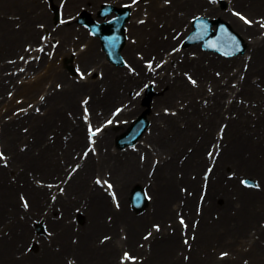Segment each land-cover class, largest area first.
I'll return each instance as SVG.
<instances>
[{"label":"bare ground","instance_id":"6f19581e","mask_svg":"<svg viewBox=\"0 0 264 264\" xmlns=\"http://www.w3.org/2000/svg\"><path fill=\"white\" fill-rule=\"evenodd\" d=\"M32 1L33 0H0V14L19 15V22L22 23L18 30H11L8 26L2 24L6 21V17L0 16V33H2V29H6L2 34V39L3 44L8 47L7 52L0 50V60L5 58V55L14 53L19 49L22 40L33 41L36 39L35 35L37 29L35 28L34 20L30 13L27 12V9L32 10V8L35 7ZM78 1H84L89 6L96 0ZM77 3L78 2H76V4ZM231 3H235L231 4V7L235 9L233 12L234 15L236 11H240L242 14L248 17L250 16L251 18H249L253 24L252 22L251 24H246L231 13L226 14L225 12H221L216 6L208 8L209 4L197 0H172L170 5L161 3V0H151L149 4L146 5L149 11V16L145 22L146 24L135 23V25L128 30V32L137 35V42L125 46L122 52V54L127 53V51L129 52V60H131L136 69L141 72L139 76L123 73V68L119 67V69L113 71L103 57L99 58L102 53L99 52L97 54L98 49H96L94 42H89L90 38L88 37L85 42L86 48L78 55L77 62L86 66H91L90 68L93 66L95 69H99V71L103 72L102 79H91L90 81V78H88L83 82L86 85L93 83L92 86H84L81 88V86H77L73 81L68 80L62 72L57 70V67L53 66L55 71L49 73L50 80L55 82L60 81L64 85L61 90H55L51 94L48 92L50 86L41 89L42 91H47V101H45L46 104L43 106L45 108L44 114L34 115L36 113H32L33 115L27 118L26 121L25 119H20L17 122L12 121L5 125H1V143L4 149L7 150L10 161L9 168L3 167L2 169V167H0V225L3 226L0 230V232H2L0 236V264H56L62 257L60 254L64 253H71L74 258H77L78 264L79 262H81V264H94L93 260L99 255H101V258L105 261L113 257L119 249L118 242H113L106 252L99 253V248L102 245L97 244L95 240L92 242L94 235L99 231L105 230L116 234L119 227L125 229L123 225H129V232L136 233L139 229L138 227L147 225L150 215L161 219L167 216L173 217L175 213L173 204H175L179 192L169 187L172 191L171 197L169 198L166 181L169 174H171V180L172 173L175 172V168L178 166L175 157L177 154L186 153L188 150L187 147H191V151L187 154L189 156L186 157L187 162H189V158L190 162L198 160L200 165L202 164L201 162L206 161L202 149H204L205 146H210V144L216 140L217 137L215 133L217 134L220 127L217 122L221 120V122L224 121L226 125L220 147H223L225 139H228V142L225 145V151L218 156L219 165L226 166L232 162L239 169L246 168L253 172L260 173L262 175L261 186L262 190H264V36L261 35L259 22L256 21L258 16L264 18V0H231ZM233 5H235V7H233ZM68 6L69 5H67L66 9ZM179 11H184V13L181 14ZM188 11H195L198 14L200 13L203 16L209 17L217 15V13L220 12V17L227 20L232 28L243 38L246 48L245 52L230 59H223L213 57L196 49V56L190 57L191 51L195 48L190 46L179 53H174L167 57L168 59L175 60L177 56L180 57L181 53L185 52V54H183V60L177 62L176 68L171 67V61L168 63L166 62L164 65V67L173 69L175 73L173 77L168 76V73H160L155 76V78H152V74L145 71L141 59L132 56L130 51L132 50L134 53L135 49H139L138 51H143L145 53L150 51L152 54H155V56L164 57L163 53L159 52V49L163 48L164 52H167L170 45L177 43V41H173L171 38L174 34L171 33V29H176L175 31L179 29L183 30L185 23L188 24L187 28L189 29V18H187ZM43 15H45V13H39L36 17H43ZM161 21L164 23V28L159 27L157 24V22ZM49 29H51V26H49ZM74 32L72 25L63 26L60 30L53 32L54 35H59L61 39L56 51L63 54L64 49L62 47L64 45H74L76 43L71 36ZM165 32H167V35L163 38L162 33ZM16 33L18 35L11 38V35ZM183 34L184 31H182L179 38H181ZM76 35H79V38L85 41L86 36L83 30L77 29ZM156 57L154 60H156ZM152 66H154V62ZM48 67L49 65L47 69ZM235 67H239L240 69L234 71L233 69ZM179 68L190 71V76L192 75L198 78V85L195 88L187 85L180 74H176ZM218 71L221 72L220 76L218 74L216 76V72ZM39 76L40 74L36 73L35 78ZM9 78L10 81L14 80L13 76H2L0 73V98L4 89L7 87L4 80ZM151 78L159 82V85L155 87L159 89V95L153 97L154 101L152 105L154 109L159 110L161 106L176 108L179 105L177 98L181 99L180 104L187 101L183 109L177 108L178 111L176 115H167L162 112L155 115L152 113V110L151 114H148V120L151 121L149 128L154 132L152 134H145V141L151 143V146H153L152 150L156 156L160 155V159H163V157H161L162 155L166 157L163 159V162L158 165V167L164 168L165 171L163 172L165 173L161 176L160 174L163 173L161 172L159 176H155L153 183L151 182L148 186L151 194H154L153 209L150 210V208H148L142 215L137 217L133 216V218L131 217L130 220H127L130 215L124 212V203L121 211L115 210L97 187L85 188L82 184H73L68 190L66 189L65 194H67L68 197L70 194L79 198L83 196L87 197L80 207L87 219V223L83 224L84 226L81 228V230L85 232L84 237L82 238L81 235L78 234V242L71 246L67 241L61 238L63 233L59 231L57 232V236L61 239L60 244L53 245V243H55L53 238L51 239V244L42 240L36 253L29 252L24 254L22 252L21 243L19 242H29L30 240L29 236H31L32 230L27 221H29L31 216L37 219L42 218V220L47 222L48 227L56 231L58 225L61 227L65 223L64 217L67 218L74 213L72 206L81 205L80 201L75 203L72 201L68 203L62 201H60V203L57 202L61 206L59 211H61L62 216L60 218H52L53 214L55 215L56 212L59 211L55 210V203L50 206L48 194L51 191L47 190L46 187H28L30 182L26 171L27 169L41 171L47 168L52 170L54 174H57V179H59L64 172L66 164H61L58 160L59 158L54 159V156L58 155V151L54 154H50L52 153V145L50 144V139L47 137V129H71L72 135L67 141V145L63 146L61 139H57L58 145L64 147L61 155L68 160H71V148H78L84 141V126H82V123L77 120L76 124H71L70 120L65 116L67 110L76 112L77 109L73 88L77 86L85 91L93 88V90L90 91L92 98L90 107L92 113L91 119L97 121L101 115L109 113V107L113 102L130 99V96L126 93L127 90L132 89V87L140 81L144 84V81ZM229 80L230 82L236 81L234 87L228 84ZM101 86L104 87L102 92L100 91ZM206 86L212 89L211 94L207 93ZM230 91L231 93H235L236 100L226 102L225 98L230 96ZM196 96H201L202 99H206L208 101L207 105L205 106L197 102L195 99ZM28 97H32V95ZM238 97H241L243 101L238 102ZM136 100L133 103H136ZM0 104L7 105L10 104V102L4 96L0 99ZM164 107H162V109ZM135 110L136 109L127 111V115L129 116V114ZM136 111L138 112V110ZM137 112L134 113L136 114ZM36 121H44V123L42 126L38 125L34 128L33 124ZM57 121H60V123L58 124ZM197 123H201V126L197 127ZM20 124H24L28 127V132L33 136L31 141H29L26 134L21 133L19 129ZM56 135L58 137V130H56ZM23 144H26L24 150L20 148ZM101 144L102 146H106V144L109 145L106 135L102 138ZM228 148H230V155L227 152ZM144 151L148 159L141 166V169L137 166L139 165V161L137 162L135 160V152L121 153L118 151L117 153H111L109 159L107 158V151L104 153L99 152L101 156L100 159L104 162L98 167L99 170L104 168L111 170L108 165V162H110L111 167L118 169L126 176L124 179L120 175L116 178L120 188V195L122 194L123 187L127 183H134L136 181L134 180L135 178L145 182L146 175L144 167L149 165L151 153L150 149L144 148ZM232 153H234V155H232ZM22 167L23 169H21ZM215 171L217 172L216 169ZM9 172L16 175V181H10ZM112 175H114L113 172ZM126 178L130 181H126ZM19 180H23L26 185L24 186L23 184L19 186ZM192 183H190V186H192ZM19 190L26 192L28 196L29 207L27 210L22 209L19 204L17 202L14 203L11 198ZM232 192L234 191H227L226 204H224V207L220 210L215 211L220 214V217L222 216L223 221L230 218V228H237L238 230L233 231L232 236L225 240V231H219V233H217L220 227L213 224L215 219L208 220L210 213L213 211L208 212L205 208L203 216L199 219V227L206 228V233L203 234L197 231V241L207 243L206 251L209 252V243L214 241L212 239L214 235L219 234V238L215 239V241L218 240L232 245L234 248L232 253L236 254L234 258L231 256L230 259H225L226 264H242L240 255L244 254L247 255L245 257H252L248 264H264V247L260 246L257 240L250 243V249L248 251H242L241 248H237L238 243L239 245L249 243L241 237H251V229H249V227L254 225L252 213L257 209L264 210V203L255 195L251 193L246 195L241 190L236 191L240 199L230 201V193ZM70 199L73 200L72 198ZM229 206L230 214L227 212ZM232 206L236 209L233 215H231ZM214 208L218 209L217 206ZM105 213L112 215L111 221L113 224L106 221L104 222ZM159 213H163V215L160 216ZM136 218L138 219L137 221ZM23 224L26 225L22 227ZM212 225L213 228L210 231L209 229ZM65 226V230L68 231L70 226ZM4 229L9 230L7 234L3 233ZM222 229L224 230V228ZM258 230H260L259 233L264 235V228L260 229L258 227ZM53 237H56V234H54ZM117 237L118 235L114 236L113 239L116 240ZM123 241L127 245L131 243L130 240ZM123 241L119 240V242ZM197 241L195 243V249L190 250L186 262L184 260H182L184 262L179 260L181 259L179 256L177 258L172 257L171 260L168 261L167 257L171 254L170 251L172 248L177 247L175 252L172 253L174 256L176 250L182 246L180 245L176 231L173 236L163 233L161 237L157 236L150 243L149 250L157 253L156 258H153L152 254H149L148 258L145 260V264H163V262H169L170 264H205V259L201 256V252L203 253L204 251L198 250ZM111 242L112 241H107L104 246L108 247V244ZM95 243L97 244L96 246ZM82 244L84 252L83 254H79L77 249L81 247ZM53 248L58 249L55 250ZM19 252H22V254L20 257H17L16 253ZM214 258L215 256H212V259Z\"/></svg>","mask_w":264,"mask_h":264},{"label":"rangeland","instance_id":"374dc122","mask_svg":"<svg viewBox=\"0 0 264 264\" xmlns=\"http://www.w3.org/2000/svg\"><path fill=\"white\" fill-rule=\"evenodd\" d=\"M42 1V0H41ZM55 1V5H57L58 4V1L59 0H54ZM101 1H105V0H101ZM120 1H125V2H127L128 0H120ZM230 7V6H229ZM49 9V7L47 8V10ZM224 9V11L226 10L225 8H223ZM68 13V15H70V14H74V13H76L75 12V10H72L71 12H67ZM228 13V12H227ZM1 16V15H0ZM47 16H48V14H47ZM8 18H10V16L8 17ZM133 19V18H132ZM36 23H37V21H35ZM73 24V26H77V23L76 22H73L72 23ZM18 34L16 33V34H14V36H17ZM12 36V35H11ZM37 36H40V34H38ZM76 37V36H75ZM37 42V41H36ZM73 50V48H71V50H69V55H72V52L70 53V51H72ZM76 50V48L73 50V51H75ZM20 52V51H19ZM19 52H17V54H15V55H11V56H9V57H7V59H12L13 57H16L17 55H18V53ZM12 57V58H11ZM56 58V56H52V58H50L49 57V59H51V60H53L54 61V59ZM55 60H57V63H58V61L60 60V59H55ZM0 71L1 72H5L6 74H10V73H12V72H18L19 71V67L18 68H9V69H6V70H1L0 69ZM43 73V74H42ZM40 74H42L41 75V78H39V79H37L35 82H34V85H33V87H36V86H38L40 83H42L43 81H45V79L47 78V75H46V73L44 72V71H41L40 72ZM70 75V74H69ZM70 77V76H69ZM23 80H24V78L22 77V78H16V79H14L13 80V82L10 84L9 83V81H6V83L9 85L8 87H10V88H12L13 86H14V84H19V85H21L22 83H23ZM61 86V83H57V86ZM56 86V87H57ZM9 92H13V90L12 91H9ZM4 94H10V93H7V89L5 90V92H4ZM85 95H87V94H84V93H81L80 95H78L77 97H76V100H77V102H80V100H82V98H84V96ZM88 95H90V94H88ZM9 96V95H8ZM9 98H11L12 99V102H13V105L10 107V109L12 110V111H14V110H16V109H18V108H22V107H25L26 106V103H27V99H24L23 98V96L22 95H18V94H15V93H13V95L11 96V97H9ZM4 110V109H3ZM67 115H69V112H67ZM4 119H5V121H8V120H10V114H5L4 116ZM25 117H23V115H20L19 113H17V114H15L14 116H13V119L12 120H20V119H24ZM5 124H7V123H5ZM4 124V125H5ZM22 128H24V127H21V129ZM67 132H69V131H66V133ZM52 136H53V134L52 133H50ZM65 136V134H62V137H64ZM28 173H29V171H28ZM30 174V173H29ZM15 178V176H12V179H14ZM13 200H17V202H19V198H18V194H16V195H14L13 196ZM259 222L260 221H257V223H258V225H259ZM143 231H145V230H143ZM5 233H7V231H5ZM0 235H1V233H0ZM26 246L27 245H25V248H26ZM24 248V249H25ZM183 249V248H182Z\"/></svg>","mask_w":264,"mask_h":264},{"label":"snow or ice","instance_id":"6c2138e0","mask_svg":"<svg viewBox=\"0 0 264 264\" xmlns=\"http://www.w3.org/2000/svg\"><path fill=\"white\" fill-rule=\"evenodd\" d=\"M237 15H239V14H237ZM240 19L241 20H243L246 24H250L251 23V21H249V20H247L245 17H243V16H240ZM261 27H264V25H261ZM91 131V130H90ZM94 134V133H93ZM97 183H100V181H97ZM109 187H111V185H109ZM181 223H183V221H181ZM126 255V257H127V254H125Z\"/></svg>","mask_w":264,"mask_h":264}]
</instances>
